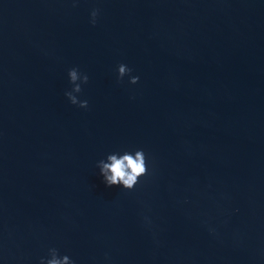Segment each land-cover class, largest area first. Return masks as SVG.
Returning <instances> with one entry per match:
<instances>
[{"label":"water","instance_id":"water-1","mask_svg":"<svg viewBox=\"0 0 264 264\" xmlns=\"http://www.w3.org/2000/svg\"><path fill=\"white\" fill-rule=\"evenodd\" d=\"M73 2L0 0V264H264V0Z\"/></svg>","mask_w":264,"mask_h":264},{"label":"clouds","instance_id":"clouds-1","mask_svg":"<svg viewBox=\"0 0 264 264\" xmlns=\"http://www.w3.org/2000/svg\"><path fill=\"white\" fill-rule=\"evenodd\" d=\"M76 6V0L73 2ZM100 14V9L93 8L90 12V23L95 26ZM132 69L125 64L118 65L117 82L123 81L127 75L130 77L129 83L136 84L139 81L138 76H131ZM69 82L72 85L70 91L64 94L72 105L87 109L89 107L87 100H80L76 94L82 92V85L89 82V76L80 72L77 67H73L68 71ZM100 174L102 175L106 186H122L124 189L132 190L138 184L142 176L147 175V161L143 149L136 150L134 153L125 151L123 154H108L106 160L102 159L98 162ZM40 264H75L69 256L59 254L58 249L49 248L48 258L42 257Z\"/></svg>","mask_w":264,"mask_h":264}]
</instances>
